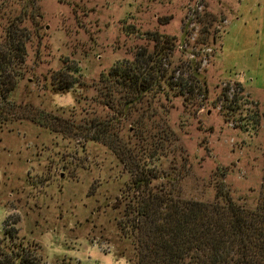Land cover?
Wrapping results in <instances>:
<instances>
[{
	"label": "rangeland",
	"instance_id": "374dc122",
	"mask_svg": "<svg viewBox=\"0 0 264 264\" xmlns=\"http://www.w3.org/2000/svg\"><path fill=\"white\" fill-rule=\"evenodd\" d=\"M8 24L27 40L0 98V252L38 264H129L116 222L130 192L126 162L145 161L152 148L131 135L148 101L175 140L161 141L151 155L159 159L144 167L167 171L170 156L174 166L184 156L180 197L210 201L220 182L233 201L254 204L264 166V0H0V47ZM151 32L170 41L168 68L196 63L205 94L183 100L164 88L166 98L148 93L116 117L98 100V77L137 47L150 51ZM58 71L74 83L55 89ZM90 117L118 118L113 151L61 127Z\"/></svg>",
	"mask_w": 264,
	"mask_h": 264
},
{
	"label": "trees",
	"instance_id": "16d2710c",
	"mask_svg": "<svg viewBox=\"0 0 264 264\" xmlns=\"http://www.w3.org/2000/svg\"><path fill=\"white\" fill-rule=\"evenodd\" d=\"M8 28L6 42L0 47V98L13 86L12 76L16 75V70L10 67L22 63L27 40L22 28L10 24ZM148 35L153 41L150 51L137 47L130 60L114 62L98 77L95 87L98 100L112 108L116 117L129 116L131 110L140 107L138 103L145 102L148 93L151 98L156 93L166 98L164 88L173 89L183 100L193 94L201 97L205 94L196 63L168 68L161 54L164 49L168 50L169 39L156 32ZM65 73L58 71L55 89L74 83L66 79L69 74ZM149 106L148 101L140 115L130 121L134 125L131 135L146 137L148 142L144 146L152 147L144 158L146 163L159 159L160 156L151 155L161 141L173 143L175 140L164 127L162 115L149 110ZM117 120L90 117L77 124L64 121L61 127L81 132L87 139L98 140L113 151ZM153 127L159 129L151 131ZM130 159L126 162L133 169L126 187L130 192L123 218L116 222L130 246L126 256L129 264H264V166L255 202L248 207L233 201L220 182L214 184L210 201L180 197L177 183L186 172H181L185 168L184 156H179L182 163L175 166V156H170L169 170L157 172L144 167V160L139 161L135 156ZM0 264L38 263L29 253L10 251L9 254L0 252Z\"/></svg>",
	"mask_w": 264,
	"mask_h": 264
}]
</instances>
